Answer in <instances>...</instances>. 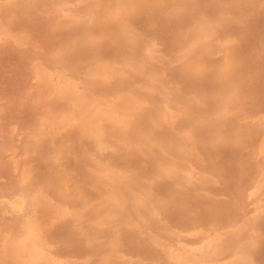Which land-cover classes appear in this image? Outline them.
<instances>
[{"label": "rangeland", "instance_id": "1", "mask_svg": "<svg viewBox=\"0 0 264 264\" xmlns=\"http://www.w3.org/2000/svg\"><path fill=\"white\" fill-rule=\"evenodd\" d=\"M0 264H264V0H0Z\"/></svg>", "mask_w": 264, "mask_h": 264}]
</instances>
